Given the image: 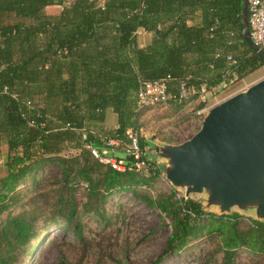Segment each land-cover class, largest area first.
Listing matches in <instances>:
<instances>
[{"label":"trees","instance_id":"obj_1","mask_svg":"<svg viewBox=\"0 0 264 264\" xmlns=\"http://www.w3.org/2000/svg\"><path fill=\"white\" fill-rule=\"evenodd\" d=\"M99 1L0 0V138L7 148L0 174V264L32 253L51 226L82 242L83 214L105 219L107 228L106 204L124 193L172 219L166 252L180 251L204 231L218 238L221 264H237L242 252L264 264V221L235 213L207 214L204 221L198 202L175 199L172 189L153 198L142 188L160 173L153 163L148 175L118 171L89 149L101 150L109 138L124 142L128 128L141 131L146 108H136L140 81L168 77L178 95L182 79L196 88L213 86L227 70L239 79L264 65V51H253L240 32L243 0ZM51 6L60 9L50 13ZM139 29L151 34L142 47ZM156 105L181 108L177 100ZM107 109L116 116L115 128L105 124ZM50 165L58 171L52 179L46 171L37 174ZM74 247L63 241L56 264H77Z\"/></svg>","mask_w":264,"mask_h":264},{"label":"rangeland","instance_id":"obj_2","mask_svg":"<svg viewBox=\"0 0 264 264\" xmlns=\"http://www.w3.org/2000/svg\"><path fill=\"white\" fill-rule=\"evenodd\" d=\"M65 1L71 2L72 0ZM47 11L54 13L59 9L51 8ZM142 33L138 35L140 44L144 43L146 37V34ZM263 77L264 65L239 78L233 86L220 94L217 101L220 102L244 90ZM195 98L192 103L193 106L197 105ZM210 103L214 102L211 101ZM172 110L173 105H155L146 108L139 116L141 137L154 134L159 141L176 144L192 136L199 128L203 115L192 117L178 109L175 112ZM6 151L4 138L1 137L0 174L3 171L2 165ZM116 154L120 157L125 156L124 152L121 151L116 152ZM45 171L49 176L48 179H52L58 174L52 165L40 168L37 174ZM19 187H23V184H20ZM142 188H145L146 192L153 198L163 191L172 189L176 193L175 199H183L182 191L173 189L161 173L155 176L149 187L143 186ZM204 197V194H194L188 199L201 205L202 211L205 213L203 218L206 221L207 214L219 215V211L215 207L206 208ZM106 210V219L110 222L107 228L104 223L105 219H100L91 213L83 214L80 220L83 241L79 242L78 238L71 232L51 226L41 232L42 240L36 243L35 250L32 253H29V249L25 250L17 258L15 264H56L60 256L59 245L63 241H70L75 245L74 249L70 250H75L72 261L77 264H116L118 259L127 264H153L157 259H160L157 264H221L222 262L223 254L215 251L218 238L213 233L204 231L199 238L190 239L180 251L166 252L172 219L160 213L156 208H151L134 198L129 193L110 197L106 204ZM229 213L238 214L244 220L245 218L254 219V215L250 212L242 213L233 209ZM101 236H104L103 244L102 242L99 243ZM105 241L113 243L106 246ZM62 247L65 249V245ZM100 253L104 254L101 262L98 259ZM81 255L83 257H79ZM235 262L237 264H254L255 260L250 258L247 253L242 252L239 257L235 258Z\"/></svg>","mask_w":264,"mask_h":264},{"label":"water","instance_id":"obj_3","mask_svg":"<svg viewBox=\"0 0 264 264\" xmlns=\"http://www.w3.org/2000/svg\"><path fill=\"white\" fill-rule=\"evenodd\" d=\"M241 20L245 42L261 55L249 37L247 0ZM142 140L145 159L182 191L183 200L204 194L205 207L219 214L237 209L264 221V77L209 106L197 131L184 141H159L154 134Z\"/></svg>","mask_w":264,"mask_h":264},{"label":"built area","instance_id":"obj_4","mask_svg":"<svg viewBox=\"0 0 264 264\" xmlns=\"http://www.w3.org/2000/svg\"><path fill=\"white\" fill-rule=\"evenodd\" d=\"M247 14L249 37L259 49L264 51V0H247ZM227 60L231 63L234 62L229 56H227ZM188 79L185 78L178 82V95L169 89L168 77L152 81H140L137 92V110L177 100L181 103L180 111L188 113L192 117H199L204 114L209 106L216 103L223 91L238 81L234 72L230 70L225 71L221 82L213 86L202 84L196 88L190 85ZM194 97H196V106L192 105ZM211 101L214 103H210ZM140 139V130L128 128L125 131L124 142L117 138H109L105 143L107 148L104 147L99 150V148L89 146V149L91 154L100 162L108 163L118 171L127 170L148 175L153 170L149 166L150 162L143 155ZM119 144L122 145V151L127 158L116 155L114 147Z\"/></svg>","mask_w":264,"mask_h":264},{"label":"crops","instance_id":"obj_5","mask_svg":"<svg viewBox=\"0 0 264 264\" xmlns=\"http://www.w3.org/2000/svg\"><path fill=\"white\" fill-rule=\"evenodd\" d=\"M68 3V2H66ZM51 8H56V9H60L58 6H51V7H47V9H51ZM57 12V11H56ZM143 32L142 34H146L145 40L143 41V44L139 43V38L138 35ZM151 39V34L149 32L144 31L143 29H140L137 31V43L140 47L145 46L147 44H149ZM105 124H107L106 126L110 127V128H115L116 127V116L115 114L111 111V109H107L105 111Z\"/></svg>","mask_w":264,"mask_h":264}]
</instances>
